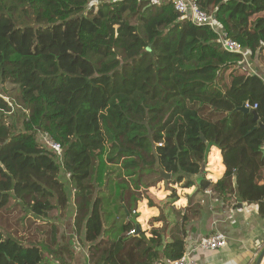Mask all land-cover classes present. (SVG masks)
<instances>
[{
	"label": "trees",
	"instance_id": "16d2710c",
	"mask_svg": "<svg viewBox=\"0 0 264 264\" xmlns=\"http://www.w3.org/2000/svg\"><path fill=\"white\" fill-rule=\"evenodd\" d=\"M197 1L264 62V0ZM219 39L171 0H0V113L16 99L25 108L20 129L0 118V264H68L74 256L62 223L70 202L60 154L38 142L40 132L65 149L74 229L95 264L167 263L187 252L165 228L131 233L122 205L126 219L105 228L104 216L114 213H102L106 197L93 198L91 181L102 183L107 164L123 156L128 176L147 162L148 171L191 187L187 175L198 174L216 146L227 171L215 186L223 191L236 176L240 196L264 213V187L255 182L264 165V79L243 70V52ZM246 101L258 104V121L238 110ZM212 158L221 162L220 151ZM110 187L120 200L128 183L110 179Z\"/></svg>",
	"mask_w": 264,
	"mask_h": 264
},
{
	"label": "crops",
	"instance_id": "0c3cea01",
	"mask_svg": "<svg viewBox=\"0 0 264 264\" xmlns=\"http://www.w3.org/2000/svg\"><path fill=\"white\" fill-rule=\"evenodd\" d=\"M242 52L244 60L240 66L243 70L256 73L264 79V62L259 57L260 52H256L255 56L249 50L243 49ZM215 149L220 151L221 162L212 158ZM262 150L264 154V144ZM226 171L221 150L216 146L211 147L207 162L195 174V179L201 177L207 180L205 189L199 187L196 181L191 187L183 188L175 201L161 202L160 207L147 204V221L163 214L157 224L162 226L165 216L170 224L167 238L183 239L186 242V253L199 264H256L264 250L263 207L260 203L246 201L240 196L236 176L232 178L231 186L220 191L215 185L223 179ZM255 182L264 187V165L257 171ZM69 210L68 218L63 219L72 228L68 230V236L73 234L76 216L75 209L73 211L70 207ZM215 232L227 236L226 246L216 250H205L198 246L204 237ZM74 239L67 237L73 244ZM75 241L74 256L68 264H95L90 259V246ZM260 264H264V256Z\"/></svg>",
	"mask_w": 264,
	"mask_h": 264
},
{
	"label": "rangeland",
	"instance_id": "374dc122",
	"mask_svg": "<svg viewBox=\"0 0 264 264\" xmlns=\"http://www.w3.org/2000/svg\"><path fill=\"white\" fill-rule=\"evenodd\" d=\"M17 100V101H16ZM16 103L13 106V109L11 112L7 113L6 115H1L0 113V118L2 117L3 121L11 125L13 124L16 128L20 129L22 128L23 125V119H24V106L16 99ZM44 132H40L38 134V142L40 144H44ZM65 151V149H64ZM64 152L59 156V160L61 162L62 169L59 173L60 179L64 182L65 184V189L67 191V195L69 198L70 202V207L75 209L74 213L76 212V197H75V190H74V184L72 183L70 179V174L63 168V161H64ZM126 159V156H123L119 158L118 160H115L112 163L107 164V177H105V180L101 182L94 181V179L91 181L92 183V196L94 197H106L104 198V202L101 204L102 205V213L107 214V210L111 211L114 213V217L111 219H107V217L104 216L105 220V228H109L112 225V222L114 221L116 217V221L120 222L121 220H124L123 210H120V206L122 205L124 210L127 213V219L131 220L134 223V216H135V222L139 223L141 226V231H145L147 236H151V231L153 228H165L166 229V236H168V230L170 229L169 226L170 224L166 221L165 216L164 218V224L162 226H159L160 224H157L159 220H154L150 219L147 221V219L142 222L140 220L142 215H147V207L146 205H150V199L149 197H152L155 201L156 207H160L161 202L163 203H170L171 201H175V197L172 196L173 192L176 193V195L184 188H187L185 185L186 180L184 179L180 183L174 182L176 175H172L170 179H165L160 176V174H157L156 172H151L147 170V162L143 163L142 166H140L142 169L139 170L138 173H136L133 176H128L126 173L125 169V164L124 161ZM208 159V157H207ZM207 162V161H206ZM111 177V178H109ZM123 178L127 181L128 187L126 190H124V195L122 199L120 200H115L114 196V189L110 187V179H113L114 181H122ZM191 179L196 182L195 180V175L193 176H187L186 178ZM114 200V201H113ZM128 207V208H127ZM119 208V209H118ZM70 209V208H69ZM68 209L67 213L69 214L70 210ZM129 209L132 210V215L129 214ZM59 211L54 210L52 212V218L54 217L53 215L57 216ZM142 213V214H141ZM162 214V212H161ZM160 214V215H161ZM163 216V214H162ZM160 216V218L162 217ZM68 218V217H67ZM66 218V219H67ZM76 218V216H75ZM61 221V218L58 219ZM161 220V219H160ZM40 222L39 220H37ZM70 222H68L69 224ZM65 224V222H64ZM66 228V233L67 236L70 234L68 230H71L72 228L70 225H64ZM27 231H21L20 236L22 238L26 237ZM73 234H75L74 242L77 244L75 240H77L79 243H83L81 240V237L77 232L73 231ZM41 236L43 234L41 233ZM69 237H72L69 236ZM102 237L104 238H109L111 237L109 234H104ZM74 243V244H75ZM50 257V259H53V255H50L49 253L46 254Z\"/></svg>",
	"mask_w": 264,
	"mask_h": 264
},
{
	"label": "built area",
	"instance_id": "2783aa9c",
	"mask_svg": "<svg viewBox=\"0 0 264 264\" xmlns=\"http://www.w3.org/2000/svg\"><path fill=\"white\" fill-rule=\"evenodd\" d=\"M145 4H161L162 0H142ZM176 11L181 13L184 18H188L192 23L199 26H210L216 30L219 35L223 48L230 52H242L243 48L235 40L229 38L227 34L219 30L216 24L215 16L202 9L197 0H171ZM247 107L256 109L258 104H251L248 101L245 102ZM45 143L42 145L55 151L58 154L64 152L63 146L48 136L47 133L43 134ZM133 230L131 233H134ZM227 245V236L222 232H215L204 237L199 243V247L205 250H216ZM153 264H199L190 254L185 253L181 257L174 259L170 262L156 261Z\"/></svg>",
	"mask_w": 264,
	"mask_h": 264
},
{
	"label": "water",
	"instance_id": "95a60500",
	"mask_svg": "<svg viewBox=\"0 0 264 264\" xmlns=\"http://www.w3.org/2000/svg\"><path fill=\"white\" fill-rule=\"evenodd\" d=\"M238 110H241L243 112H252L253 115H254V119L257 120V121L259 119V115H258L257 110H252L250 107H247L245 105V102L238 108ZM259 126L264 129V123H262L261 121H259ZM160 176L163 177V178H165V179H170L171 178V173L166 172L164 170H161L160 171ZM200 178L201 177H197L195 180L199 184V187H201L202 189H205L207 180L206 179H203V178L200 179ZM133 220H134V224H135V227H136L135 233H138V232L141 231V226H140L139 223L135 222V216H134ZM263 256H264V250H263L262 254L260 255L259 259L257 260V263L256 264H260Z\"/></svg>",
	"mask_w": 264,
	"mask_h": 264
}]
</instances>
